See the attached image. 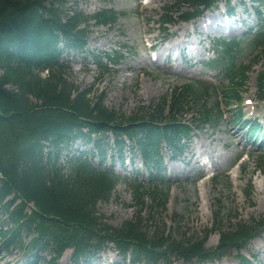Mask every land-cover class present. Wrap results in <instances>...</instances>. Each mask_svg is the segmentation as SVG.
<instances>
[{
	"label": "trees",
	"instance_id": "16d2710c",
	"mask_svg": "<svg viewBox=\"0 0 264 264\" xmlns=\"http://www.w3.org/2000/svg\"><path fill=\"white\" fill-rule=\"evenodd\" d=\"M215 1L178 0L175 6L166 7L163 22L173 21L169 13L174 7L191 5L193 11L179 15L188 20L201 14L199 6L213 7ZM254 1H260L264 7V0ZM66 3L67 0H0V69L3 71L0 76V173L3 176L0 204L13 195L2 205L7 215L5 222L13 224L2 231L3 236L11 234L3 242L2 250L20 247L28 264H43V252H49L54 256L46 264H57L67 249H73V264H91L101 251L113 244L123 257L130 255L133 264L169 262L173 256L188 262L196 258L197 264H206L232 247L241 248L252 236L260 235L264 230V217L253 227L242 225L232 233H222L220 244L206 249L204 241L195 234L187 237L186 232L176 237L174 231L179 229L168 234L152 232L143 225L141 212L135 220L120 226L109 224L99 215L98 203L110 201L120 181L132 184L137 206L144 204V197L150 194L153 202L165 210L167 193L162 190L169 189V185L147 190L137 178L129 180L93 165L91 160L96 154L93 151L69 156L66 170L60 161L64 148H70L79 140L86 145L93 143L103 162L105 148L110 143L108 133H113L123 163L126 136L131 141L132 151L142 156L149 169L162 170L161 145L164 142L173 157L183 150L181 140L187 137L190 128L169 122L176 121V115H183L190 101L195 102L191 106L199 107L196 121L200 125L220 124L222 115L217 104L208 106L210 89L214 94L216 91L199 82L186 83L175 90L171 101L163 98L153 111L148 107L129 116L106 107L104 94L92 97V88L80 89L68 79L71 67L62 58L63 53L69 54L72 50L87 59L89 53L83 48L93 26L90 21L95 20V25L113 26L119 16H126L127 12L102 9L87 15L74 9L70 14ZM220 43L222 66L229 71L230 78V83L223 88V97L225 103L230 104L238 99L242 86L235 78H245L239 59L263 45L264 39L250 38L243 42L225 39ZM90 55L97 64L106 58L109 63L118 65L125 59L118 51ZM213 63L217 65V61ZM46 143L52 148L47 153L44 151ZM224 180L228 184L226 178L216 182ZM19 199L21 202L17 203ZM31 203L34 208L28 213L26 208ZM220 214L221 205L215 218L222 223ZM23 236L28 237L27 243Z\"/></svg>",
	"mask_w": 264,
	"mask_h": 264
},
{
	"label": "rangeland",
	"instance_id": "374dc122",
	"mask_svg": "<svg viewBox=\"0 0 264 264\" xmlns=\"http://www.w3.org/2000/svg\"><path fill=\"white\" fill-rule=\"evenodd\" d=\"M176 2L177 0H67V13L70 14L74 9H79L87 15H94L102 9L127 12V15L119 17L113 26H98L93 20L87 46L83 48L85 52L100 54L119 49L120 45L128 49L125 51L127 58L111 73L98 69L92 56L85 59L75 53H70L69 56L65 54L72 68L68 79L80 89L92 88V97L95 94H104L106 107L115 110L120 115L129 116L133 112L148 107L153 111L152 109L158 106L164 96L171 94L175 87L184 84L185 77L194 75L202 79V77L208 78L218 74L217 71H209L201 65L187 68L185 62L196 53L203 55L205 59L212 57V52L201 48L199 41L201 38H206L208 34L213 37L216 34L220 36L223 34V29H220V32L213 30L202 33L199 29L201 20L188 24L179 22L167 27L173 33L172 47L167 49L162 44L164 36L162 30L166 26L160 25L161 15L165 11V6L174 5ZM225 2L226 0H221L219 4L221 9L220 12H216V19L207 18L208 15L205 17L206 21H203V24L207 25L206 29L219 27V24L225 26L231 24L235 27V21L238 23L241 20L240 17H233V14L228 13ZM241 2L251 5V0H234V4H236L237 13L244 14L245 25L252 27L256 19L253 14L252 19L243 13L244 7L240 4ZM186 9L188 8L184 7L181 10ZM176 16V14L173 15L175 18ZM237 34H240L239 31ZM166 44L169 45V43ZM151 45H156L159 50L157 55L160 58L157 63L147 56ZM181 50L185 61L183 64H179L178 60ZM168 53L176 59L173 61L174 64L165 66V68L170 67L171 70L164 72L161 70L164 68V58ZM244 65L248 73L245 84L242 85L246 89L242 106L246 95L251 96L252 94L256 97L254 111L246 107L244 113L246 117H258V122L262 123L264 122V102L258 97L257 79L258 75L264 72V57L246 58ZM2 73L0 69V76ZM216 78L217 86L223 83L228 84V79L220 75ZM210 99L214 101L215 96ZM167 101L170 100L167 99ZM213 101H210L208 106H211ZM188 106L185 107L188 108ZM233 106L236 107V105ZM233 106L227 108L221 105L220 112L224 115V121L219 126L203 125L200 130H195L194 137L183 156L171 160L172 158L166 155L171 175L169 178L174 181L167 197L166 210L158 207L150 194L144 197L143 205L137 206V197L133 188L128 183L120 182L110 201L98 203L99 215H103L104 220L109 224L120 226L126 221L135 220L141 212L143 225L150 228L152 232L157 230L161 234L179 229L174 231L176 237H181L186 232L187 237L196 234L198 239L206 238L205 248H211L219 243V232L215 231V227L212 229L214 215L219 205H221L220 217L223 221V229L229 230L237 223L244 222L246 226L253 227L264 216V157L261 161L257 146L250 145L246 141L245 135L249 130V124L245 129L240 130L239 123L232 122L233 112L230 110L235 109ZM197 109L193 106L188 112H184L185 120L188 122L196 120ZM259 132L264 135V126L259 128ZM74 146H80V143ZM91 146L92 144L85 148ZM125 150L127 157L131 158L129 148L125 147ZM113 152H115L114 147ZM113 152L109 148V154ZM65 154L66 151H64V156ZM240 155H242L239 161L240 167L233 166L228 170L231 186L228 187L225 182H216L214 177L227 171ZM109 162L110 159L107 158L106 163L109 164ZM129 162L131 165L128 170H125L117 160L118 171L121 175H129L135 167L139 168L138 175L145 176L144 182L148 185L149 181L146 179L148 172L141 158L137 156L135 159H129ZM201 169H205L206 175L197 180L195 175ZM176 239L180 240V238ZM241 253L244 256L256 255L257 261L253 264H264V235L253 239L247 249L242 250ZM236 254L237 252L233 249L231 255L213 264H241ZM44 256L46 259L51 258L50 254H44ZM71 257L72 249H69L57 264H73ZM101 259L96 264H129L128 261H123L115 249L111 248L101 254ZM25 262L23 252L19 249L3 253L0 260V264H25ZM158 264L166 263L160 261ZM173 264L188 263L175 260Z\"/></svg>",
	"mask_w": 264,
	"mask_h": 264
}]
</instances>
